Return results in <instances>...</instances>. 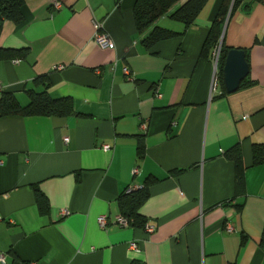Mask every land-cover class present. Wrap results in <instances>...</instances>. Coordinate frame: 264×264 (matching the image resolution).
Segmentation results:
<instances>
[{
  "label": "crops",
  "instance_id": "0c3cea01",
  "mask_svg": "<svg viewBox=\"0 0 264 264\" xmlns=\"http://www.w3.org/2000/svg\"><path fill=\"white\" fill-rule=\"evenodd\" d=\"M220 1L208 0L186 29L158 19L180 35L150 50L135 29V0H25L22 23L0 18V47L29 50L0 60L2 93L24 106L26 89H45L34 81L44 74L48 94L73 106L65 117L0 116V264H264V162L253 163V146L264 145V0H242L226 18L222 47L245 52L250 84L224 93L218 81L212 89L211 53L201 56ZM93 20L113 48L93 40ZM235 145L243 196L224 155ZM151 177L138 215L154 231L118 226L120 195Z\"/></svg>",
  "mask_w": 264,
  "mask_h": 264
},
{
  "label": "trees",
  "instance_id": "16d2710c",
  "mask_svg": "<svg viewBox=\"0 0 264 264\" xmlns=\"http://www.w3.org/2000/svg\"><path fill=\"white\" fill-rule=\"evenodd\" d=\"M120 0H116L119 3ZM182 1V2H181ZM242 0H221L218 4L217 11L213 20L211 21L207 36L201 47V56L208 57L215 45L222 40V31L227 16L234 10V8ZM258 1V0H256ZM181 2L178 7L169 12L173 6ZM208 0H135L133 4V19L135 29L141 35V44L147 50L162 40L172 38L180 35L179 32L172 31L155 25V22L163 16H168L171 20L183 24L184 29L188 28L197 19L200 11L205 6ZM25 0H0V18L20 24L23 21L22 8ZM28 49H10L0 47V60H17L25 59L28 55ZM225 49L221 50V57L218 64L217 80L222 87V92H226L224 88L222 67L226 55ZM246 60V59H245ZM247 62V61H246ZM35 82H43L44 90L36 92L33 89H26L28 96V103L20 105L14 98L11 92H3L0 98V116L5 115H42V116H55L65 117L73 114V106L71 100L66 97L52 98L47 88L49 82L46 75H39L34 79ZM240 86L250 84L249 81L244 80ZM141 141V140H140ZM144 142L137 147V155L144 156ZM225 157L233 162L235 167L234 177V193L237 196H243L245 190V182L243 180V168L241 167V152L238 145L225 151ZM264 162V145L253 146V163L260 164ZM182 170L178 169L173 171L171 175H177ZM157 179L151 177L140 185V187L132 190L129 193L125 191L118 199V209L120 215L132 221L133 227H143L145 220L142 216L138 215L140 205L149 195V187L156 182ZM128 187V186H127ZM126 187V188H127ZM125 188V189H126ZM35 198L39 210L44 213L47 211V202L44 196L35 189ZM241 204L236 205V209L240 210ZM245 236H242V242ZM259 246L264 252V228L260 237Z\"/></svg>",
  "mask_w": 264,
  "mask_h": 264
},
{
  "label": "built area",
  "instance_id": "2783aa9c",
  "mask_svg": "<svg viewBox=\"0 0 264 264\" xmlns=\"http://www.w3.org/2000/svg\"><path fill=\"white\" fill-rule=\"evenodd\" d=\"M60 6V2H54V7L58 8ZM92 26H93V40L97 43V45L101 48H106V49H111L114 47V42L113 40L111 39V37L109 36V34L104 30V27L102 25L101 22L99 21H96V20H93L92 21ZM221 50H222V42H221V39L220 41H218V43L215 45V47L212 49L211 51V63H212V66H213V71H214V79H213V83H212V89H215L216 85H217V68H218V64H219V60H220V57H221ZM15 61H18L15 60ZM111 69H114V64L110 67ZM123 73L127 76H130V71L128 69L127 66L123 67ZM2 89H3V85H2V82L0 81V98H1V93H2ZM156 92V96L159 97V93L157 91ZM143 127H145V125H143ZM64 141H67L68 138L67 137H64L63 139ZM101 148L104 150V151H108L110 150V146L107 145V144H103L101 146ZM137 172V169L135 168L133 170V173H136ZM137 187H134V186H128L126 189H125V193H129L131 192L132 190L136 189ZM68 214V211L66 209L62 210L61 211V215H66ZM97 221L99 223V225L101 227L104 228V226L106 225L107 223V218L106 216L104 215H100L98 218H97ZM114 221L117 223L118 226L120 227H125V226H128L132 223V221H129L127 218H125L124 216L122 215H118L114 218ZM144 228L145 230L148 232V233H151L154 231V227L152 225H148V224H145L144 225ZM226 229L227 231H231L233 229L232 225L227 223L226 224ZM131 247H135V245L133 243L130 244ZM5 255L3 253L0 252V263H4L5 262Z\"/></svg>",
  "mask_w": 264,
  "mask_h": 264
},
{
  "label": "water",
  "instance_id": "95a60500",
  "mask_svg": "<svg viewBox=\"0 0 264 264\" xmlns=\"http://www.w3.org/2000/svg\"><path fill=\"white\" fill-rule=\"evenodd\" d=\"M222 72L226 91H235L248 74L245 52L240 49L228 50L225 55Z\"/></svg>",
  "mask_w": 264,
  "mask_h": 264
},
{
  "label": "rangeland",
  "instance_id": "374dc122",
  "mask_svg": "<svg viewBox=\"0 0 264 264\" xmlns=\"http://www.w3.org/2000/svg\"><path fill=\"white\" fill-rule=\"evenodd\" d=\"M26 95V94H25Z\"/></svg>",
  "mask_w": 264,
  "mask_h": 264
}]
</instances>
